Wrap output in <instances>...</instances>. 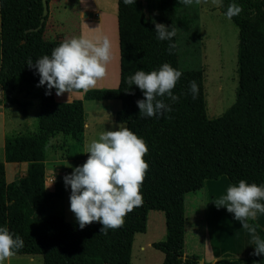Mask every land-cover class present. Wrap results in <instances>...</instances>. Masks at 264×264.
Listing matches in <instances>:
<instances>
[{
    "label": "trees",
    "instance_id": "16d2710c",
    "mask_svg": "<svg viewBox=\"0 0 264 264\" xmlns=\"http://www.w3.org/2000/svg\"><path fill=\"white\" fill-rule=\"evenodd\" d=\"M147 1L154 9L149 17L143 16L137 0L127 5L117 0L119 82L116 87L90 88L84 93L85 99L119 100L115 120L143 138L148 149L143 156L148 168L139 189L143 203L125 215L122 226L101 233L98 222L80 229L76 222L64 218L61 180L54 182L53 190L45 188L50 140L61 135L69 146L77 143L81 147L85 112L81 99L58 101L54 92L45 95L43 86H36L38 74L26 62L50 54L66 38L44 37L47 14L34 30L42 17L41 0H0L3 100L26 117L32 106L26 94L39 98L36 131L4 136V160L27 162L23 176L6 182L0 161V225L23 239V247L14 254H38L42 264H130L135 233L146 230L148 211L160 210L164 213L165 238L151 244L163 253L160 264H197L198 256L184 254L185 195L199 190L205 179L222 174L234 182L243 179L264 184V0H235L242 9L231 18L239 27L238 93L234 103L212 119L205 111L201 70L178 65L177 28L186 34L193 30L198 36L196 12L177 14L173 0ZM231 2L223 0L220 11L224 13ZM154 23L175 29L171 41L156 39ZM163 63L182 73L171 90L178 99L170 102L164 97L171 111L159 118L141 117L135 101L143 98L142 93L135 85L129 86L126 78ZM192 80L198 85L195 98L188 92ZM20 92L23 94L18 97ZM247 221L264 240V229L252 218ZM259 259L264 260V256L219 262L238 264Z\"/></svg>",
    "mask_w": 264,
    "mask_h": 264
},
{
    "label": "clouds",
    "instance_id": "9594fccd",
    "mask_svg": "<svg viewBox=\"0 0 264 264\" xmlns=\"http://www.w3.org/2000/svg\"><path fill=\"white\" fill-rule=\"evenodd\" d=\"M135 0H123L124 4H134ZM193 0H178V4L188 6ZM222 6L223 0H213ZM238 3H229L224 16L231 19L241 12ZM157 40L171 41L175 29L163 23H154ZM169 47H173L170 43ZM111 58V42L107 36L97 35L94 39L73 36L54 47L50 54L42 55L26 64L38 74L36 86H43L44 94L53 92L60 96L73 90L88 91L99 79L105 76V66ZM181 71L168 63L157 69L137 70L126 78V83L135 85L142 93V99L135 101L141 117H157L171 111L170 102L178 97L171 91ZM129 90V87H128ZM188 92L195 98L198 85L189 81ZM148 149L143 138L138 137L126 126L117 125L114 129L102 130L85 144L87 157L82 164L71 167V172L61 179L66 189H70L68 209L75 222L83 229L91 222L100 224L99 232L122 226L125 215L133 207L143 203L140 186L148 163L143 159ZM53 181V180H52ZM51 181V182H52ZM50 182V183H51ZM50 183L46 186L48 187ZM45 187V188H46ZM264 184L247 183L241 179L229 185L219 199L217 207L223 206L232 214L235 221L248 227L246 221L254 218L257 212H264ZM251 231H255L251 229ZM253 254H264V240L253 237ZM23 247V239L11 233L5 225H0V264Z\"/></svg>",
    "mask_w": 264,
    "mask_h": 264
},
{
    "label": "rangeland",
    "instance_id": "374dc122",
    "mask_svg": "<svg viewBox=\"0 0 264 264\" xmlns=\"http://www.w3.org/2000/svg\"><path fill=\"white\" fill-rule=\"evenodd\" d=\"M91 1L75 0L71 8L68 0L48 1L44 37L50 40L58 37L68 39L73 36H84L94 39L97 35L107 36L112 43L110 61L113 64L111 66L106 64L105 76L99 79L94 87H116L119 82V49L116 22L117 0H95L100 12L99 17L92 19V21H87L85 18L90 14L85 13V17L81 18L78 16V10L83 5H89ZM137 2L144 17L152 15L154 9L149 1L137 0ZM175 2L177 14L185 12L193 14L197 6V0H193L192 4L188 6L178 4V0H175ZM65 4L68 6L66 9ZM199 10L202 19L199 41L198 36L194 35L195 31L191 30L186 34L182 29L177 28L178 65L181 69L201 70L205 111L207 117L212 119L222 115L234 103L237 97L239 84L238 29L230 19L224 16L213 0H205ZM84 92L83 90L77 91L76 96L78 98L76 99L82 100L85 119L88 123L92 124L86 129L85 133L83 132L82 146L79 147L77 143H75L76 146H73L71 142L69 146L67 139L61 135L54 137L50 140V148L47 149L48 168L53 166L54 160L58 159L56 161L63 165L67 170L66 173L71 172L69 165L74 167L77 161L85 156L87 157V153H82L85 144L95 138L97 132L104 130V128L105 130L114 129L117 125L125 126L123 123L115 120V113L120 108L119 100L85 99ZM16 94L18 97H21L23 93ZM28 94L30 93L26 95L28 96ZM32 101L33 106L30 108L27 122H25L26 119L22 118L19 108L15 106H11L12 109L9 107V111H6L7 117L4 124L2 114L0 113V159L3 158L4 134L26 130L36 131L39 98H33ZM21 174L17 173L18 177L22 176ZM45 174L49 176L48 173ZM11 176L12 171L7 169L8 180ZM50 185L52 186L53 184L50 183ZM69 191L70 189H67L65 202L66 215L72 214L68 209ZM66 220L75 222L73 214L70 217L68 215ZM149 220L148 231L138 232L134 235L130 264H160L163 260V253L147 245L146 242L150 239L155 242L164 240V224L162 225L161 222L158 225L159 229H157V224L154 226L151 223L152 215L149 216ZM5 264H42V258L38 254H14L5 261Z\"/></svg>",
    "mask_w": 264,
    "mask_h": 264
},
{
    "label": "crops",
    "instance_id": "0c3cea01",
    "mask_svg": "<svg viewBox=\"0 0 264 264\" xmlns=\"http://www.w3.org/2000/svg\"><path fill=\"white\" fill-rule=\"evenodd\" d=\"M50 1L51 0H49V2ZM74 2L75 0H68V3L70 4V8L71 6H73ZM173 2L175 3L176 6L175 0H173ZM203 2H205V0H197V6L195 7L196 24L198 27V41H199V35L201 33L200 29L202 26V19L199 8L203 4ZM67 7H68L67 4H65V9ZM85 13L90 14L85 18V20L87 21H92V19H96L97 17H99L100 12L95 0H92L89 5H83L79 7L78 16L84 18ZM116 18H117V12H116ZM230 20L237 27L238 38H239V27L232 19ZM93 88H100V87H93ZM76 92L77 91H70L68 94L65 92L62 93L60 96H57L54 93V96L58 101H71L73 99L78 98L76 96ZM27 98L32 101V99L36 97H33L32 95H28ZM7 105L9 106L7 107ZM11 106H15V105H10L5 103L3 100V93H2L0 95V113L2 114L3 124L5 123V119L7 117L6 111L7 110L9 111V107L11 108ZM32 106H33V101H32ZM27 117L28 116L26 117L22 116L23 119H26L25 122L28 121ZM91 124L92 123H88V121L85 119L84 131H83L84 133L86 132V129L90 127ZM85 159L86 156L81 158L79 161H77L75 163V166L84 162ZM56 160H54L55 163L53 164V166L49 168L47 165L49 161L47 160L45 161V173H48L49 176L53 178V182H55L56 180L62 181L61 177L67 171L63 167V165L60 164V162H57ZM0 161L4 163L6 182H10L15 178H18L17 173L19 174L22 173L21 174L22 176L26 173L27 162L25 161L6 162L4 160V151H3V158L0 159ZM7 169L12 171V176L10 177L9 180L7 177ZM235 183L236 182L231 181L226 175L222 174L217 178L205 179L203 181L202 187L199 190L194 192H188L185 195L184 254L198 256L199 259L197 264H224V263H220L219 260L247 258L252 255L264 256V254H253V246H252L253 237L257 236V233L255 231H251L252 227L250 226L248 221H246L248 227H244L241 225L240 222L233 220L232 214L227 212L223 206L217 207L215 205L218 204L220 197L225 194L227 187ZM52 184H53L52 186L49 185L46 188L48 190H53L54 183ZM63 187H64V198L62 201L63 209L61 207V210L64 218L66 219L68 215L70 217V215L72 214L66 215L65 202L67 196V189L65 188L64 185ZM150 215H152L151 223L154 226L157 224V229H159L158 225L161 224V222L162 225L164 224V228H165V221L163 222L164 213L160 210H150L147 213L146 230L144 232L148 231ZM252 219L262 229H264V212H257L255 217ZM162 231H163V227H162ZM153 242L155 241H152V239H150L146 242V244L151 246ZM181 264H185V263H181ZM238 264H264V260L259 259L250 262H242Z\"/></svg>",
    "mask_w": 264,
    "mask_h": 264
},
{
    "label": "water",
    "instance_id": "95a60500",
    "mask_svg": "<svg viewBox=\"0 0 264 264\" xmlns=\"http://www.w3.org/2000/svg\"><path fill=\"white\" fill-rule=\"evenodd\" d=\"M41 1H42V17L40 20V24L38 25V27L34 28V30H37L41 26L44 16L47 14V10H48V0H41Z\"/></svg>",
    "mask_w": 264,
    "mask_h": 264
},
{
    "label": "built area",
    "instance_id": "2783aa9c",
    "mask_svg": "<svg viewBox=\"0 0 264 264\" xmlns=\"http://www.w3.org/2000/svg\"><path fill=\"white\" fill-rule=\"evenodd\" d=\"M52 180H53L52 177L45 175V185L50 183ZM51 183H53V182H51Z\"/></svg>",
    "mask_w": 264,
    "mask_h": 264
},
{
    "label": "bare ground",
    "instance_id": "6f19581e",
    "mask_svg": "<svg viewBox=\"0 0 264 264\" xmlns=\"http://www.w3.org/2000/svg\"><path fill=\"white\" fill-rule=\"evenodd\" d=\"M111 46H112V43H111ZM112 48V47H111ZM116 48V47H115ZM116 54V53H115ZM114 55V54H113ZM111 64H113L110 60L107 62V65L108 66H111Z\"/></svg>",
    "mask_w": 264,
    "mask_h": 264
}]
</instances>
